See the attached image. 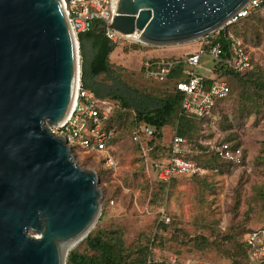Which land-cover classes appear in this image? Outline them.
Segmentation results:
<instances>
[{
	"label": "water",
	"instance_id": "1",
	"mask_svg": "<svg viewBox=\"0 0 264 264\" xmlns=\"http://www.w3.org/2000/svg\"><path fill=\"white\" fill-rule=\"evenodd\" d=\"M248 0H119L110 27L139 42H192ZM79 43L60 0H0V264H66L99 217L97 172L49 126L68 115Z\"/></svg>",
	"mask_w": 264,
	"mask_h": 264
},
{
	"label": "rangeland",
	"instance_id": "2",
	"mask_svg": "<svg viewBox=\"0 0 264 264\" xmlns=\"http://www.w3.org/2000/svg\"><path fill=\"white\" fill-rule=\"evenodd\" d=\"M227 31L247 46L251 80L264 81V8ZM198 46V39L166 46L136 45L122 39L109 61L137 92L164 97L167 86L149 81L139 72L141 59L149 55L183 58ZM202 61L204 66L198 71L208 74L204 67L211 68L213 61L209 56ZM103 78L100 75L99 79ZM230 87L228 98L197 120L188 137V158L200 166L208 164L194 176H178L162 185L143 174L129 139L133 112L118 102L115 120L122 125L113 146V170L105 172L93 159L79 156L80 166L97 172L102 195L99 217L91 231H110L121 252L129 254L126 260L136 258L145 247L154 256L176 253L184 260L207 259L214 264H233L242 259L245 232L264 221V89L250 82H231ZM162 131L168 142L173 124ZM221 141L241 149L239 163L208 159L213 146ZM160 211L167 214L169 222L160 220ZM73 250L86 251L83 240Z\"/></svg>",
	"mask_w": 264,
	"mask_h": 264
},
{
	"label": "built area",
	"instance_id": "3",
	"mask_svg": "<svg viewBox=\"0 0 264 264\" xmlns=\"http://www.w3.org/2000/svg\"><path fill=\"white\" fill-rule=\"evenodd\" d=\"M60 2L76 37L78 33L88 31L96 20L103 23L104 34L112 42L127 39L141 44L138 37L122 34L110 27V23L117 14L119 0H60ZM261 6H264V0H248L226 25L238 21ZM223 29L224 27L198 39V48L187 53L183 58L147 59L143 63L144 76L156 81L163 80L172 71L180 68L174 85L175 89L183 94L180 103V109L183 112L205 117L216 101L225 98L229 93L227 80L217 74L213 65L211 68L204 67L208 74L198 71L204 66L202 63L204 56H209L213 63L220 60L227 67L240 73H246L252 69L251 58L240 38L230 32L224 33L225 49L221 47L219 41L212 42V39ZM112 107L113 104L109 99L96 97L92 91L84 88L79 78L68 115L62 122L49 126V129L52 134L65 138L71 154L72 150L84 154H95L102 160L105 167L113 168V158L106 148L112 136V130L103 126ZM153 134L154 127L143 123L132 132L133 140L140 143L145 171L149 176L169 182L173 177L191 176L202 170L193 161L187 159L186 139L175 134H171L169 139L170 154L164 157H153L150 153L153 146L149 144ZM213 149L223 159L237 161L241 156V149L238 146L233 147L228 142L213 146ZM159 218L164 223L169 222V217L163 211H160ZM243 242L246 248L247 264H264V221L247 231ZM165 256L166 261L171 264H214L207 259L184 260L176 253H168ZM153 259L160 260L158 256Z\"/></svg>",
	"mask_w": 264,
	"mask_h": 264
},
{
	"label": "trees",
	"instance_id": "4",
	"mask_svg": "<svg viewBox=\"0 0 264 264\" xmlns=\"http://www.w3.org/2000/svg\"><path fill=\"white\" fill-rule=\"evenodd\" d=\"M260 8H264V6H261ZM260 8H257L254 11ZM250 14L240 18L238 21L230 25L225 26V28L220 31L214 39H212V42L219 41L221 47L225 49L226 42L223 34L229 32L227 30L230 26L242 20H245L246 18H248V16H250ZM102 26V22L95 20L93 21L91 28L88 31L78 33L77 35L81 59L80 81L82 86L92 91L96 97L109 99L113 104L112 110L103 123V126L105 128L112 130V136L106 144V148L112 158L113 146L118 139L120 126L122 125L121 123H116L115 120L116 111L119 109L118 106L120 104L122 107L132 110L133 113L130 118L131 128L129 130V139L130 142L135 146V150L137 151V158L139 160L142 172L143 174H146L145 164L140 150V143L134 141L132 138V132L134 129L138 128L142 123L153 126L154 134L149 140V144L153 146V149L150 151V153L153 157H164L170 154V142H165L163 139V127L168 124H173L172 135L175 134L184 137L187 141V148L189 145L188 137H190L195 130L194 126L196 121L204 117H198L193 114L183 112L180 109V103L183 98V94L180 91L176 90L174 85V80L177 79L180 68H178L176 71H172L163 80H151L144 76L143 63L145 60L179 57H159L154 55L143 56L139 66V72L145 79L149 81L159 84H165L169 91L168 94H166L164 97L137 92V90H134L133 87L124 82L118 70L112 67L109 59L111 60L112 52L117 47V44L121 42V40L112 42L104 34ZM242 43L245 46L246 51L249 53V51L247 50V46L243 41ZM136 45H139V43H136ZM212 65L214 66L217 74L227 80L229 88H231V82H239L241 84L250 82L253 86L264 89V81L261 80L260 82H258L257 80H251L252 70H249L246 73H240L227 67L220 60L214 61ZM100 75H103V80L99 79ZM105 88L112 89L108 90ZM229 94L230 90L225 98L216 101V104L213 106L212 110L216 108L221 102L226 100ZM117 102L119 104H117ZM223 142L226 141H221L217 144ZM232 146L237 147V145ZM187 152L188 149L185 152L187 159L193 161L191 158H188ZM72 155L76 159V161H78L79 156H81L82 160H88L89 158L93 159L94 162L100 165L105 172H110L111 170H113V168L105 167L102 160L99 157L95 156V154H84L72 150ZM208 159L213 162L237 164L241 161V156L237 161L223 159L217 154L215 150H212ZM193 162L200 168H205L208 165L203 163V165L200 166V164H197L195 161ZM194 175L196 174H193L191 176ZM175 178L177 177H173L171 178V180ZM155 180L162 185L167 184V182L164 180ZM262 214H264V188L262 192ZM251 229L252 227L247 231ZM110 233V231H90L88 237L83 240L86 251L79 252L73 250L67 255L66 264H171L166 261V256H158L160 260L153 259V257L155 256L151 255V252L148 251L146 247L139 251V254L136 258L126 260V258H129V254L124 255L121 252V250L118 248L119 246L116 244V242H114L113 236L110 235ZM242 249V259L239 262H233V264H247L246 248L243 240Z\"/></svg>",
	"mask_w": 264,
	"mask_h": 264
},
{
	"label": "bare ground",
	"instance_id": "5",
	"mask_svg": "<svg viewBox=\"0 0 264 264\" xmlns=\"http://www.w3.org/2000/svg\"><path fill=\"white\" fill-rule=\"evenodd\" d=\"M129 36L135 37V36H134V33H130V35H129Z\"/></svg>",
	"mask_w": 264,
	"mask_h": 264
}]
</instances>
